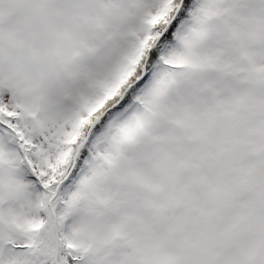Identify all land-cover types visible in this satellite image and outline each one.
<instances>
[{
    "label": "rangeland",
    "instance_id": "374dc122",
    "mask_svg": "<svg viewBox=\"0 0 264 264\" xmlns=\"http://www.w3.org/2000/svg\"><path fill=\"white\" fill-rule=\"evenodd\" d=\"M169 24L176 40L160 42ZM258 67L264 0H0V264L232 259L239 210L216 201L199 156L217 146L219 103ZM130 96L140 105L92 128Z\"/></svg>",
    "mask_w": 264,
    "mask_h": 264
},
{
    "label": "flooded vegetation",
    "instance_id": "af4514ba",
    "mask_svg": "<svg viewBox=\"0 0 264 264\" xmlns=\"http://www.w3.org/2000/svg\"><path fill=\"white\" fill-rule=\"evenodd\" d=\"M253 70L264 71V67ZM248 79L228 92L232 94L229 108L223 100L219 103L217 146L201 149L199 156L205 170L218 171L216 201L235 204L239 210V228L234 233L245 230L242 242L223 248L232 259L221 264H264V72ZM217 99H222L221 94ZM209 155L215 156L214 167L206 164ZM207 251L197 252L191 264H211L214 258Z\"/></svg>",
    "mask_w": 264,
    "mask_h": 264
},
{
    "label": "trees",
    "instance_id": "16d2710c",
    "mask_svg": "<svg viewBox=\"0 0 264 264\" xmlns=\"http://www.w3.org/2000/svg\"><path fill=\"white\" fill-rule=\"evenodd\" d=\"M183 2L185 3L187 1H183ZM186 19H188V18H186ZM182 20H184V18L181 19L177 24H182V22H183ZM177 24H175V25H177ZM175 25L174 24H173V26L171 24L166 25V30L163 33V39L160 42H163V41L164 42L165 41L166 42H174L176 40L175 32L177 31V28H175L176 27ZM161 32H162V30H161ZM159 50H160V48L157 46L156 43L153 46H151V48L148 50L147 59L144 60V57H143V60L145 61V67L146 68H148V69L152 68L156 64L155 62H158L161 59ZM112 63H114V60ZM125 63H126V61H125ZM154 69L155 68L153 67V70ZM116 71H117V73H119V75H122V73H123L122 69L119 66L116 67ZM132 74H133V72H132ZM120 77H122V76H120ZM69 84H72V82L70 81ZM70 101L74 102V104H76V105L80 104V100H78L77 97L75 99H71ZM122 105H123L124 109H128V108L132 107L133 105H140V104L138 101H136L134 96H130L127 101L125 98L123 102L118 104L113 109L107 111L104 115L100 116V118L97 120V122H95L93 124L92 128L93 129L98 128V130H99L102 126H105V127L108 126L109 120L112 118V116L110 117V115H108V113L113 112L114 110L116 111V109L121 108ZM3 122H4V118L0 115V128L3 125ZM12 142H17V143L19 142L18 136L16 134H14V137L12 138ZM90 163L88 162L87 164L89 165ZM27 167L30 168L29 164L27 165ZM67 174L68 173H66V175ZM72 175H74V170H73V172H71V176ZM43 188L44 189H42V190L44 191V197H46L48 194L49 199H51V201H53L54 205H57L60 203L61 200L59 199V191H58L59 189L55 190V191H51L50 188L48 189L45 186ZM43 202H44V199H43ZM61 254H63V253L59 251L58 255H61Z\"/></svg>",
    "mask_w": 264,
    "mask_h": 264
},
{
    "label": "water",
    "instance_id": "95a60500",
    "mask_svg": "<svg viewBox=\"0 0 264 264\" xmlns=\"http://www.w3.org/2000/svg\"><path fill=\"white\" fill-rule=\"evenodd\" d=\"M117 103H118V102H117ZM117 103H115V104H114L113 106H111V107H114L115 105H117ZM76 156H77V153H76L75 156H74V161H73V162H75V160H76ZM72 168H73V166H72ZM72 168H71V170H72ZM175 170H176V172H177L178 174H180V175H183V174L187 173V171H188L187 163H186L184 160H180V161H178L177 164H176Z\"/></svg>",
    "mask_w": 264,
    "mask_h": 264
}]
</instances>
